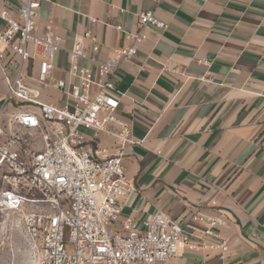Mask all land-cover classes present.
I'll return each mask as SVG.
<instances>
[{"label": "crops", "instance_id": "1", "mask_svg": "<svg viewBox=\"0 0 264 264\" xmlns=\"http://www.w3.org/2000/svg\"><path fill=\"white\" fill-rule=\"evenodd\" d=\"M25 1L0 0V10L17 18ZM39 1L38 35L60 38L67 51L90 35L103 61L132 45L127 33L139 30L141 12L168 24L144 29L137 55L112 77L118 114L137 142L123 159L135 191L118 205L124 217L164 212L198 233L202 226L191 223L198 212L226 220L218 229L230 244L224 259L179 249L169 264H264V0ZM85 46L89 51L88 40ZM28 49L33 54L32 44ZM84 65L99 80L96 67ZM54 66L42 85L39 62L30 60L26 82L41 90L43 102L61 105L56 81L75 82L66 51L55 55ZM208 74L212 83L203 81ZM97 92L92 85L91 96ZM99 143L116 146L107 137Z\"/></svg>", "mask_w": 264, "mask_h": 264}, {"label": "built area", "instance_id": "2", "mask_svg": "<svg viewBox=\"0 0 264 264\" xmlns=\"http://www.w3.org/2000/svg\"><path fill=\"white\" fill-rule=\"evenodd\" d=\"M39 6V0H26L17 18L0 10L5 24L0 30V73L7 89L0 101V211L22 216L34 264H169L179 249L211 251L224 259L230 244L218 231L226 226L222 216L194 214L191 223L202 226L198 233L164 212L140 221L124 217L118 205L135 191L123 159L127 146L137 142L131 124L118 114L112 77L122 61L137 55L147 39L144 29L166 30L168 24L141 12L139 30L127 33L132 45L103 61L101 46L90 35L68 51L60 38L38 35ZM61 51L70 57L68 74L75 82L56 81L65 101L53 105L27 84L26 63L38 60L37 81L46 85ZM84 63L96 67L99 80ZM203 81L214 78L208 74ZM94 84L98 92L91 96ZM85 130L92 132L91 139ZM102 137L116 146H101Z\"/></svg>", "mask_w": 264, "mask_h": 264}, {"label": "rangeland", "instance_id": "3", "mask_svg": "<svg viewBox=\"0 0 264 264\" xmlns=\"http://www.w3.org/2000/svg\"><path fill=\"white\" fill-rule=\"evenodd\" d=\"M6 92V84L0 77V101ZM0 264H34L25 238L22 216L18 213L0 211Z\"/></svg>", "mask_w": 264, "mask_h": 264}]
</instances>
